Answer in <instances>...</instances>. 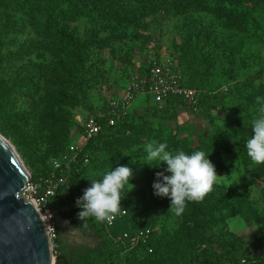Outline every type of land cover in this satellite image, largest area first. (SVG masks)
Segmentation results:
<instances>
[{"label": "rangeland", "instance_id": "obj_1", "mask_svg": "<svg viewBox=\"0 0 264 264\" xmlns=\"http://www.w3.org/2000/svg\"><path fill=\"white\" fill-rule=\"evenodd\" d=\"M222 1L226 15L185 16L170 0V11L137 21L133 15L116 19L103 13L100 6L105 0H0V97L8 100L5 110L0 107V135L39 181L46 180L55 158L75 159L70 148L85 141L81 124L113 114L112 105L122 99L128 77L152 63L171 62L183 73L188 89L204 102L198 111L189 104L167 113L149 102V95L137 94L129 109L135 128L106 137L98 160L89 165L91 177H102L121 165L132 167L135 187L120 209L127 212L126 219L110 230L102 221L94 229L85 221L71 225L63 218L69 227L60 229L55 258L64 256L69 264H111L113 254L126 264L134 263L136 234L146 228L154 233L151 264H180L205 251L221 254L238 245L244 255H261L264 164L250 159L245 144L264 107V99H257L264 98V75H257L264 69V0ZM46 8L58 12L52 19L60 25L51 36L39 38L32 24L48 16ZM14 18L21 20L23 34L19 27L11 29ZM19 49H24L22 56L15 54ZM25 76L41 85L39 95L21 89ZM41 104L43 112H50L49 119L42 114L39 118L44 117L51 146L49 141L39 145L9 111L33 115ZM63 117L74 125L65 140L49 129ZM123 138L139 143L125 150ZM54 139L57 146L52 145ZM152 141L167 143L173 153H211L209 159L220 175L212 191L200 202L187 203L180 216L169 211V198L154 195L157 173L165 172L167 165H144V149ZM175 144L180 147H171ZM139 255L143 260L146 253Z\"/></svg>", "mask_w": 264, "mask_h": 264}, {"label": "trees", "instance_id": "obj_2", "mask_svg": "<svg viewBox=\"0 0 264 264\" xmlns=\"http://www.w3.org/2000/svg\"><path fill=\"white\" fill-rule=\"evenodd\" d=\"M98 1V0H97ZM175 7L178 8V11H180L183 15H192L194 12H203V13H209L212 12L216 15H226L227 14V4H224L222 0H174ZM99 3V2H98ZM98 5V4H97ZM100 9L103 11V13L112 14L116 19L117 18H128V15H133L135 19L138 21L142 20L143 18L147 16H156L159 17L160 14H163L165 10L170 11V0H105V3L103 6H100ZM45 12L48 13V16L45 17V19L40 22V24L37 25L36 21H33V24L39 34L41 36L36 35V37L44 38L47 37L48 34L51 36L53 34V31L57 30L58 22L54 21L52 18L55 16L58 12L56 10H53L51 8H46ZM21 20H17L14 18V22L12 23L11 29H15V27H19L20 33L23 34V28L22 23H20ZM129 22V20H127ZM63 33H67L65 30ZM71 37V35H70ZM67 39V38H66ZM63 41V40H61ZM60 41V42H61ZM7 43L4 39L2 40V44ZM64 43V42H63ZM24 53V49H19L15 52L16 55L22 56ZM152 63L145 71H143L139 76L145 77L149 75L150 70L152 67H154L155 64ZM163 62V61H162ZM258 77L264 75V69L259 72ZM138 76V75H137ZM256 76V75H255ZM129 80L125 82V87L129 85L130 77H128ZM257 80V76L255 77ZM21 89H24V91H29L33 96L39 95L41 92V85H39L38 82L31 79L29 76H25L21 79ZM182 85L185 88H190L189 84L187 83L183 73H182ZM248 85V83H247ZM148 88H142L141 93H145L146 95H149L147 92ZM220 102L223 101L222 97L216 98ZM149 102H151L154 106L165 108L167 109V113H174L176 110H178L182 105H189L184 99L180 97H170L163 106L160 104H157L152 97H148ZM0 97V107L5 110L8 100ZM215 103L216 100H213ZM40 105V104H39ZM202 106H204V102L200 96L199 98V105L196 108L200 109ZM193 108V106H191ZM44 107L41 106L37 108L35 114H23V112L16 110V113L14 112V108H11L9 111L10 113L15 115V120L19 125L22 126L23 129H26L27 132H30L34 135V139L41 144H46V142L49 141L48 144H50V136L48 134V129L45 130L44 127V117L45 119H49L50 112H43L42 110ZM195 109V108H193ZM42 114L44 117L39 118V115ZM29 115V116H28ZM91 119V118H89ZM89 119L85 120L88 121ZM95 119L98 120V122L102 125L103 130L100 134L97 136L91 138V139H85L84 143L80 147V151L75 156L74 160H71L65 164H63L62 168L60 170H55L53 164H51L50 172L45 177L46 179H49L51 177H57V178H64L66 180V185L61 186L59 190L57 191L56 195V202L54 203V209L59 211V214L62 218H67L69 222L76 221H85L86 224L92 226V228L96 229L99 226V221H97L95 218H86V219H80L77 217V213L79 211H76L73 208L74 205V197L77 193H83L84 190L91 186L92 181L90 179H100L101 177H91L89 174V165H92L95 163L96 160H98V154L100 150L105 146H100L105 144L104 139L111 135V133L115 132H126L130 131L135 128L134 125V118L133 113H128L127 116L121 117V118H115L113 114H107V116L100 118L95 116ZM111 119L115 120V125L111 126L110 121ZM74 125L69 122V118L63 117L60 118L51 125L49 124V129H52V132H58L62 134L67 139L71 128ZM43 128V129H42ZM1 130V129H0ZM47 131V132H46ZM81 133L84 137V128L81 124ZM6 134V133H5ZM124 139V138H123ZM40 141V142H39ZM137 141H130L129 139L121 140V144H123L125 150H130L133 145L138 144ZM58 139H54L52 142L53 146H57ZM174 149H178L177 144L174 146H171ZM20 151V150H19ZM56 159V158H55ZM54 159V160H55ZM53 163V162H52ZM35 181H39V179L35 178L33 176ZM126 212L125 210H120L118 213ZM127 215V212H126ZM126 215L118 220V222L110 228V230H116L122 222L126 219ZM93 229V230H94ZM145 231H151L150 229H141L136 236ZM96 234H98L96 232ZM100 236V234H98ZM98 235H95L96 238L100 239ZM154 233L151 231V235L148 241L146 242H139L136 246L133 248V261L134 263L128 262V264H151L150 261L153 258V255L155 254L154 248H155V242L153 240ZM58 240L57 242H59ZM146 253L145 258L143 260H140V252ZM243 256V257H242ZM242 257V259H240ZM111 260V264H126L124 261H122L119 257L116 255L111 254L109 256ZM131 258V257H130ZM129 258V259H130ZM58 264H69L67 262L66 257H61ZM180 264H264V249L261 252V255H244L243 249L241 245L236 246V248H229L225 250V252L219 254L215 250L211 251H205L201 256H196L194 258H190L188 260H184Z\"/></svg>", "mask_w": 264, "mask_h": 264}, {"label": "clouds", "instance_id": "obj_3", "mask_svg": "<svg viewBox=\"0 0 264 264\" xmlns=\"http://www.w3.org/2000/svg\"><path fill=\"white\" fill-rule=\"evenodd\" d=\"M257 99L259 102L264 98ZM260 112L262 114L253 121L252 135L247 139L245 147L253 162L264 164V107H261ZM227 131L231 134V130ZM233 140L236 141L234 138ZM144 151V165H167L165 172L168 174L157 173V180L153 183L154 195L169 198V211L176 216L184 213L187 203L202 201L212 191L220 176L209 159L211 153L202 150L191 153L177 150L173 153L168 150L167 143L152 141L145 146ZM133 178L132 167L121 165L105 172L100 179H90L91 186L76 201L80 209L77 217L111 223L122 208L121 201L135 187Z\"/></svg>", "mask_w": 264, "mask_h": 264}, {"label": "built area", "instance_id": "obj_4", "mask_svg": "<svg viewBox=\"0 0 264 264\" xmlns=\"http://www.w3.org/2000/svg\"><path fill=\"white\" fill-rule=\"evenodd\" d=\"M161 64H164V62ZM129 82L122 99L120 101H115L112 105L113 115H118V118L127 116L133 101L137 94L141 93L140 91L142 88H148L147 92L149 96H151L157 104L162 106L170 97H180L184 99V101L195 108V111L199 105L197 93L182 85V76L174 69L171 62L164 65L155 64L154 67L151 68L149 75L145 77L135 75ZM110 125H115L114 119H111ZM82 126L84 128L85 139H91L100 134L103 130L102 125L95 118H91L82 123ZM70 151L77 155L80 151V147L72 146ZM69 161L67 156L63 157V159L53 160L54 169L60 170L63 164ZM65 185L66 180L64 178H57L54 176L46 180L35 181L33 175H31L24 190L20 194L21 197L24 198L27 203L32 204L39 213L53 250L57 241L60 239L59 218L61 217L59 211L54 209V203L57 201V191L61 186ZM82 195L83 193H77L74 197L73 208L76 211L80 210L76 201ZM125 215L126 212L118 213L114 216L111 223L106 221L103 223L108 228H112L118 220ZM150 235L151 231L141 232L136 236L135 241L137 243L146 242L149 240Z\"/></svg>", "mask_w": 264, "mask_h": 264}, {"label": "water", "instance_id": "obj_5", "mask_svg": "<svg viewBox=\"0 0 264 264\" xmlns=\"http://www.w3.org/2000/svg\"><path fill=\"white\" fill-rule=\"evenodd\" d=\"M13 147L0 136V264H58L39 213L20 195L32 174ZM68 223L60 217L59 230Z\"/></svg>", "mask_w": 264, "mask_h": 264}, {"label": "bare ground", "instance_id": "obj_6", "mask_svg": "<svg viewBox=\"0 0 264 264\" xmlns=\"http://www.w3.org/2000/svg\"><path fill=\"white\" fill-rule=\"evenodd\" d=\"M1 136V135H0ZM12 147H13V145H12ZM14 148V147H13ZM29 172V171H28ZM30 173V172H29ZM31 174V173H30Z\"/></svg>", "mask_w": 264, "mask_h": 264}]
</instances>
